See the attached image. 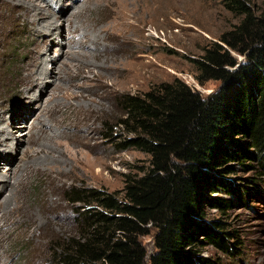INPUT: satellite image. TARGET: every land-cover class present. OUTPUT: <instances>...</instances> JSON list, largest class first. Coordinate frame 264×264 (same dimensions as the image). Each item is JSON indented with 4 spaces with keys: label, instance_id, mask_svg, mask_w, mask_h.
<instances>
[{
    "label": "rangeland",
    "instance_id": "rangeland-1",
    "mask_svg": "<svg viewBox=\"0 0 264 264\" xmlns=\"http://www.w3.org/2000/svg\"><path fill=\"white\" fill-rule=\"evenodd\" d=\"M249 2L256 12L264 9V0ZM39 8L54 13L49 35L40 30L34 14ZM129 8L133 12L128 13ZM241 18L223 0H0V118L4 117L1 124L12 122L5 132L11 137L9 145L0 143V203L10 195L2 192L6 177L22 180L18 210L11 219L0 220V264H58L53 243L73 231L78 221L77 204L69 201L67 191L87 185L122 195L126 174L142 173L148 165L146 152L119 148L118 142L129 136L115 125L122 113L119 97L142 94L174 78L203 96L216 90L221 81L200 83L193 60L205 47L220 42V35ZM48 47L47 54L42 53ZM35 49L56 63L82 61L87 67H72L67 76L61 75L63 92L52 97L44 91L42 100L33 103L21 87V77ZM66 93L74 97L67 98ZM47 107L56 108V114H48ZM27 122L28 129L22 126ZM106 125L114 129L108 136ZM14 126H22L25 133ZM41 127L56 132L61 146L55 142L45 146L48 141L42 139L48 152L25 167L28 139ZM234 165L226 175L233 191L211 193L228 197L230 207L223 212L204 201L203 208L205 221L222 219L237 235V249L228 254L205 243L200 254L220 264H264V162H254L251 170ZM141 240L149 255L154 250L153 233Z\"/></svg>",
    "mask_w": 264,
    "mask_h": 264
},
{
    "label": "trees",
    "instance_id": "trees-1",
    "mask_svg": "<svg viewBox=\"0 0 264 264\" xmlns=\"http://www.w3.org/2000/svg\"><path fill=\"white\" fill-rule=\"evenodd\" d=\"M223 1L242 18L193 60L200 83L217 79L220 86L203 96L174 78L119 97L115 125L129 135L119 148L146 152L148 165L126 174L122 195L87 185L67 191L78 221L53 243L58 264H220L200 247L237 249L224 220H204L203 202L226 212L230 199L211 193L233 191L226 175L234 164L251 170L264 162V9ZM106 127L108 136L114 129ZM151 232L148 255L141 236Z\"/></svg>",
    "mask_w": 264,
    "mask_h": 264
},
{
    "label": "bare ground",
    "instance_id": "bare-ground-1",
    "mask_svg": "<svg viewBox=\"0 0 264 264\" xmlns=\"http://www.w3.org/2000/svg\"><path fill=\"white\" fill-rule=\"evenodd\" d=\"M32 9H34V8H32ZM127 10H128V13L133 12V9L130 10V8H129ZM34 14H36L39 18V21H40L39 25L41 26L40 30L43 31L44 33H46L47 35H49L50 32L52 31L53 27H54V22H53V20H54L53 14L54 13L53 14H45L44 11L39 8V9H36L34 11ZM71 17H74V14H71ZM38 18H36V20ZM48 50H50L49 47L46 50L42 51V53H46ZM33 52L34 53H32L31 56L28 57L24 73L22 72L23 75L21 77V87L26 92L25 95H28L27 97L29 99H32L33 103L37 100L38 101L42 100L41 94L44 91L49 92L50 96H52V97H56L59 94V92H63L64 86L62 84V80H64L65 78L61 77V75L67 76L68 73L73 71V69L71 70L72 67L77 69V70H82L83 68L87 67L86 64L83 63L82 61L78 62V64L73 63V62L66 63L65 61H63L62 63H56V59L52 58V56H49V58H48V55H46V57H44V58L41 57L42 53H41V50H39V49H35ZM63 54L65 55L66 53L63 52ZM82 59H83V57H82ZM50 64H54L55 66L53 68H51ZM75 64H77V65H75ZM48 77L50 78V80L48 79ZM38 85H39L40 89L36 90L35 87ZM65 95L68 96L67 98L74 97L72 94H68V93H66ZM52 102H53V99H52ZM42 110L44 111L43 107H41V110H40L41 113L43 112ZM45 110L48 114H51L52 116H54L57 112L56 108H48L47 107V108H45ZM25 117H27V116H25ZM2 120L4 121V117L0 118V143H1V145L5 144L6 146H8L9 145L8 140L11 137L9 136V134L6 135L5 132H6V126L11 124L12 122L8 121L4 124H1ZM15 121H16V119H15ZM28 123L29 122L25 123L22 126H25L28 129L31 126ZM22 126H14V128L18 129V130L20 129L19 131H21ZM24 131L25 130H23V132ZM13 132L17 133V130H14ZM23 132L21 131V133H23ZM57 137H59V136H58V134H56V132H54L51 129L50 130L46 129L44 127H41L40 131H38V133L36 135L30 136L28 141H29L31 148L28 149L26 151V154H25V158L29 161V163H27L26 165H23V166L29 168L30 166H32L33 161H36V158L41 157V154L45 153V155H46V153L48 151H46V149H45L46 147H42L43 142H40L42 139H45L48 141V143H46V141H45V143L43 144L45 146L51 145L52 142H55L56 144H58V146H61L60 142L58 143L56 140ZM49 142H51V143H49ZM11 161H13V160H11ZM6 164L8 166H10L11 167L10 169L12 170V168H13L12 163L9 162V159L6 160ZM21 182H22V180L19 178H16L15 176L14 177H12V176L6 177V183H5L4 187L2 188V192H5V190H8L10 195L8 197H6L5 199H3L4 201L2 203H0V212H1L0 220L1 221L5 222L6 220L11 219L14 216L15 211L18 210V207L16 205V198L19 196V189L21 187Z\"/></svg>",
    "mask_w": 264,
    "mask_h": 264
}]
</instances>
